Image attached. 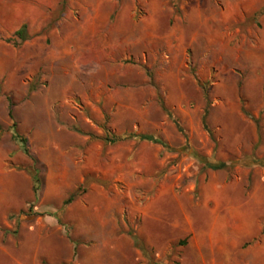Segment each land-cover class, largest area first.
<instances>
[{
  "label": "rangeland",
  "instance_id": "374dc122",
  "mask_svg": "<svg viewBox=\"0 0 264 264\" xmlns=\"http://www.w3.org/2000/svg\"><path fill=\"white\" fill-rule=\"evenodd\" d=\"M249 191L264 0H0V264H225Z\"/></svg>",
  "mask_w": 264,
  "mask_h": 264
},
{
  "label": "crops",
  "instance_id": "0c3cea01",
  "mask_svg": "<svg viewBox=\"0 0 264 264\" xmlns=\"http://www.w3.org/2000/svg\"><path fill=\"white\" fill-rule=\"evenodd\" d=\"M214 187H215L214 189H218V190L221 188L220 186H217V185H214ZM227 194H228V197L230 198V200H232L231 194H229V193H227ZM234 196L236 199H237V196L239 197V195H237V194H235ZM242 197H243V195H242ZM245 198H248V199H246V201L250 200V199L255 200L257 202V206L259 208L260 201H264V193H263V195H261V193H258L257 191H255V192L249 191V192H247V195L245 196ZM229 203H231V202H229ZM234 210H236V209L231 208L229 210V214H227V215L225 214V217L223 218L224 219L223 224H220V226H224L223 227L224 229L227 227L228 230H230L232 226L230 225L229 219L232 216H235V218H236V216H238V214H236V211L234 212ZM241 212L242 211H240V213ZM250 213L244 214V212H243V214H240L241 217L239 216V218H238L239 221L237 220L239 223L237 222L233 227V228H235L236 231H238V229H239V231L241 232L240 240H231L230 237L228 238L227 236H224L223 233L220 235H213L214 231H218L219 225H216L215 228H211L210 230H205V234H203V236L205 238H210L211 240L218 239V237L220 238V241L222 240V238L225 239L223 247L220 248L221 250H223L225 264H236L238 262L240 264H252V263L258 264L261 262L264 263V233L262 236H259V238L261 237L260 238L261 240L259 239L258 241H255L254 243H250L248 245H244V243H243L244 239L249 241L248 239H254L255 237H258L259 231L264 232V213L262 215L260 214V208L258 210H256L255 215H252ZM190 232H192V231H190ZM218 233H219V231H218ZM199 236H201V235H199ZM195 238H196V235L191 233L190 243ZM206 242H207V239H204L203 244H205ZM228 243L233 244V248L236 250V252L238 250V254L240 253V255H239L240 261H238V259H237V254L234 255L233 251H231L229 249V248H231V246L229 247ZM202 248H203V246L199 245V250H200L199 253L200 254H202V251H201ZM259 258H262V259L259 260Z\"/></svg>",
  "mask_w": 264,
  "mask_h": 264
},
{
  "label": "trees",
  "instance_id": "16d2710c",
  "mask_svg": "<svg viewBox=\"0 0 264 264\" xmlns=\"http://www.w3.org/2000/svg\"><path fill=\"white\" fill-rule=\"evenodd\" d=\"M24 30H25L24 27H21V28L17 29L15 33H16L17 35H20V36L23 38V37H24V36H23V34H24ZM10 115H11V117L13 118L12 111H10ZM12 126H13V128H15L16 123L13 122V125H12ZM129 136H130V137H139V138H142V139L153 140V141H156V142H159V143L165 144V142H164L162 139H160V138H158V137H154V136H152V135H146V134H141V135H139V134H136V133H133V132H132V133L129 134ZM13 138H14L15 140H17V141L21 144V147L23 148V150H24L25 153H27V154L30 153V152H29L28 145H27V143H28V139H27L26 136H24V135L18 133V132L15 130V131L13 132ZM120 138H123V137H122V136H119L118 134H115V135H113V136H109V135L106 136V139L109 140V141H111V142H115V141L119 140ZM207 166H210V167H212V168H221V167L225 166V163H224V162H218V163H211V162H208V163H207ZM32 176H33V183H34V184H33V188H34V192H35V195H36L37 192H38V190H39L40 181H41L37 169H34V170H33V172H32ZM72 198H73V197L71 196V197L67 200V202H68L69 200H71Z\"/></svg>",
  "mask_w": 264,
  "mask_h": 264
}]
</instances>
